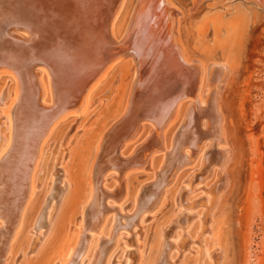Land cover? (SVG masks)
<instances>
[{"label":"bare ground","instance_id":"1","mask_svg":"<svg viewBox=\"0 0 264 264\" xmlns=\"http://www.w3.org/2000/svg\"><path fill=\"white\" fill-rule=\"evenodd\" d=\"M169 1L142 0V8L135 10L124 29L122 38L132 39L136 56L151 49L157 53L152 54L145 84L140 82L141 92L135 91L138 76L133 74L122 110L99 137L77 234L65 258L59 257L52 264H109L111 251L121 244L125 264H141L136 226L146 215L161 209L182 171L199 159L202 171L192 174L193 181L189 185L183 182L176 191V213L160 229L157 251L149 262L173 264L189 247L184 238L188 229L201 218V214L191 211L193 205L187 203L186 195L200 189L211 174H219L228 161V154L215 147L223 139L217 98L212 99L211 107L204 99L208 81L218 93L222 74L214 68L200 71L183 52L167 47L171 36L164 38L159 20L165 16ZM125 3L126 0H0V78L4 75L16 84L12 106L5 114L3 127L7 135L0 141V264H8L24 227L44 166L43 145L65 120L78 117L89 107L92 92L113 64L106 66L84 92L83 78L89 68L107 54L108 46L118 43L113 39L114 26ZM105 16H111L106 25ZM81 23L85 25L83 31ZM43 78L48 86V103L44 101ZM2 95L0 92L1 100ZM200 117L206 131L199 128ZM139 137L143 140L129 155L123 154ZM212 147L214 154L209 153ZM154 164L157 166L151 183L143 189L141 185L134 195L132 214L117 211L127 195L124 181ZM51 174L48 190L29 225L31 235L35 230L41 234L42 228L49 225L53 208L64 193L62 168L55 163ZM108 175L118 184L113 191L103 185ZM182 190L184 196H179ZM205 199L204 205L210 201L208 196ZM129 245L135 246L132 252Z\"/></svg>","mask_w":264,"mask_h":264},{"label":"rangeland","instance_id":"2","mask_svg":"<svg viewBox=\"0 0 264 264\" xmlns=\"http://www.w3.org/2000/svg\"><path fill=\"white\" fill-rule=\"evenodd\" d=\"M141 2L126 0V7L114 26L116 43L123 41L124 29L135 10L142 8ZM166 11L164 27L171 36V49L183 52L186 60L200 71L214 68L222 74L218 93L208 81L204 99L211 107L212 99L217 98L223 139L215 147L229 156L219 174H211L200 189L186 195L187 203L193 205L191 211L201 214V218L188 229L184 238L189 241V247L173 264H264V0H170ZM111 63L91 94L89 107L78 117L65 120L43 145L45 161L37 191L8 264H52L59 257L65 258L67 247L78 231L79 211L88 192V172L99 137L122 110L133 74H140V59L131 53H124ZM42 81L44 101L48 103L47 82L45 78ZM15 86L12 79L1 76L0 92L4 100L0 99V141L7 135L3 126ZM202 120L198 119L199 128L206 131L208 128L202 126ZM142 140L139 137L122 153L128 156ZM212 148L209 153L214 154L216 150ZM55 163L64 172V193L53 208L49 225L41 229V234L35 230L31 235L29 225L48 190ZM156 166L124 181L127 195L117 211L132 214L134 195L141 185L144 184L142 189L149 186ZM202 166L199 159L187 166L170 187L161 209L146 215L136 226L141 264L152 261L159 231L176 213V191L183 182L189 185L192 174H199ZM104 178L107 190L118 187L111 175ZM183 192L179 196H184ZM205 195L210 201L204 205ZM126 231L130 238L134 236L131 230ZM128 249L132 252L135 246L129 245ZM111 252L109 264H125L122 244Z\"/></svg>","mask_w":264,"mask_h":264},{"label":"water","instance_id":"3","mask_svg":"<svg viewBox=\"0 0 264 264\" xmlns=\"http://www.w3.org/2000/svg\"><path fill=\"white\" fill-rule=\"evenodd\" d=\"M65 3H68V2H65ZM166 12H165V16L164 17H161L159 21L161 23V26L163 27L164 38L167 39L170 36H169V33H168V28L167 27H164V23L166 22V21L164 22V20L167 19ZM110 18H111V16H108V17L105 16V18H104V25H106V24L109 23V19ZM84 26H85L84 23H81L79 25V28H82L81 31L84 30V28H85ZM130 35L131 34L129 33V36ZM129 38L130 37H126L123 41H120L117 44H111L110 46L107 45L108 47H110L109 49L107 47V49L105 51V53H107V54H105V56H102L98 61H96L91 66V68H89V74L85 78H83L84 79L83 82H84V85H85L84 92L87 89V87L89 86V84H91V82L93 81V79L106 66H108L113 60H115L116 58H118L120 55H122L124 53H131L134 56L135 59H140V65H141L140 66V71H139L140 74H139L138 79H137V83H138V85L136 86V89L137 90H135V91H140L141 92V87H139L140 86V82H143V80H145V78L147 77V73L146 72H148V70H149V68H150V66L152 64V60H153L152 54L154 52L157 53V51H154L152 49L150 51H148L147 53L144 51L143 56L138 57V56H136L134 54V51L132 50V39L130 40ZM167 43H168L167 44V47L169 48L172 44L170 43V41L167 42ZM168 45H170V46H168ZM164 46H166V44ZM171 48H172V46H171ZM143 84H145V83L143 82ZM76 95L79 98L81 97L80 94H78V93ZM117 127H118V125L115 126V128H117ZM115 128H113V129H115Z\"/></svg>","mask_w":264,"mask_h":264}]
</instances>
